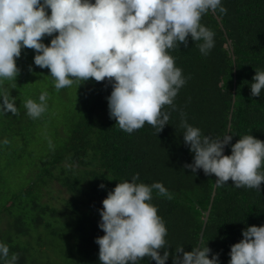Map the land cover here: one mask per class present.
<instances>
[{
	"label": "trees",
	"instance_id": "obj_1",
	"mask_svg": "<svg viewBox=\"0 0 264 264\" xmlns=\"http://www.w3.org/2000/svg\"><path fill=\"white\" fill-rule=\"evenodd\" d=\"M221 4L227 11L215 12L220 23L211 11L201 16L200 23L214 33L207 56L199 52L201 41L190 37L187 46L167 50L186 83L174 108L162 107L169 120L158 133L147 123L131 134L119 129L108 115V80L90 78L58 91L49 70L34 65V51L21 50L18 76L4 81L17 113L0 116V140L8 141L0 144V241L9 255L18 254V264H100L94 241L104 235L98 228L101 201L117 182H130L135 174L137 183L160 182L172 194L167 199L154 189L150 201L167 229L166 264L179 255L178 246L186 252L197 246L216 177L185 168L194 153L183 142L181 114L212 138L229 133L234 144L249 134L264 142V89L259 97L250 92L255 71L264 70V0ZM50 39L42 42L47 46ZM43 91L47 109L32 119L24 103L38 102ZM223 154H231L230 146ZM54 183L68 194L58 204L45 200ZM261 225L264 182L258 192L235 188L229 180L215 187L201 247L211 250L209 259L216 253L219 264H228L230 246L243 238L242 231ZM158 251L163 255L164 249ZM137 264L155 261L144 257Z\"/></svg>",
	"mask_w": 264,
	"mask_h": 264
},
{
	"label": "clouds",
	"instance_id": "obj_2",
	"mask_svg": "<svg viewBox=\"0 0 264 264\" xmlns=\"http://www.w3.org/2000/svg\"><path fill=\"white\" fill-rule=\"evenodd\" d=\"M217 9L227 11L221 0H0V116L17 113L4 81H15L20 71L16 59L28 48L35 53L34 65L49 70L56 90L90 78L108 80L112 87L106 97L108 115L119 129L131 134L147 123L158 133L169 120L162 107L174 108L173 100L186 83L167 50L181 43L187 46L190 37L201 41L199 52L207 56L214 47V33L200 20ZM46 36L51 37L47 46L42 42ZM252 80L251 96L259 97L264 70H256ZM47 97L43 91L38 102L27 99L26 114L41 117ZM180 127L184 144L194 153L185 168L214 174L217 188L231 180L235 188L260 191L264 142L249 134L234 144L229 133L212 138L190 125L183 114ZM225 146H230V155L223 154ZM138 176L117 182L101 201L98 228L104 235L94 241L100 264H137L144 257L166 264L169 259L167 229L150 201L154 189L167 199L172 194L160 182L137 183ZM241 234L243 238L230 246L228 264H264V225L249 226ZM175 252L179 255L173 256L172 264H219L218 254L209 259L211 250L201 243L187 252L178 246ZM18 260V254L9 255L8 245L0 241V264Z\"/></svg>",
	"mask_w": 264,
	"mask_h": 264
},
{
	"label": "rangeland",
	"instance_id": "obj_3",
	"mask_svg": "<svg viewBox=\"0 0 264 264\" xmlns=\"http://www.w3.org/2000/svg\"><path fill=\"white\" fill-rule=\"evenodd\" d=\"M68 194L62 189L61 186L54 183L49 189V192L47 196L45 197V200L52 201L54 204L60 203L64 198H67Z\"/></svg>",
	"mask_w": 264,
	"mask_h": 264
},
{
	"label": "water",
	"instance_id": "obj_4",
	"mask_svg": "<svg viewBox=\"0 0 264 264\" xmlns=\"http://www.w3.org/2000/svg\"><path fill=\"white\" fill-rule=\"evenodd\" d=\"M212 13L215 15L217 21L220 23V18L216 15L215 12H212ZM229 44L231 45L230 41H229ZM231 50H232V48H231ZM233 59H234V57H233ZM234 72H235V71H234ZM224 150H225V147H224ZM216 179H217V178H216ZM216 179H215V180H216ZM214 183H215V182H214ZM214 195H215V185H214V190L212 191V195H211V199H210V204H209L207 210L205 211V216H204V219H203L204 221H203L202 229H201L200 234H199V239H198L197 247H199L200 243L202 242V237H203V233H204V228H205L206 223H207V220H208V216H209L210 208H211V202H212V200H213V198H214Z\"/></svg>",
	"mask_w": 264,
	"mask_h": 264
}]
</instances>
